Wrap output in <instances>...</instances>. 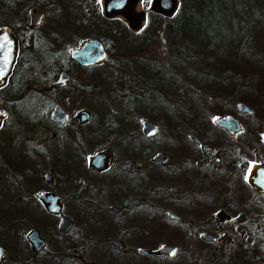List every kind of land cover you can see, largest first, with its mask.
<instances>
[{"label":"flooded vegetation","instance_id":"af4514ba","mask_svg":"<svg viewBox=\"0 0 264 264\" xmlns=\"http://www.w3.org/2000/svg\"><path fill=\"white\" fill-rule=\"evenodd\" d=\"M152 2L136 0L134 12L143 15L132 27L123 14H106L105 0H4L0 27L13 30L17 50L0 90L12 81L19 55L32 45L54 55L59 53L55 42L48 41L55 40L71 63L38 84L27 99L29 120L12 122L7 102L0 101L7 109L0 130L7 126L17 134L0 155L6 179L0 186V264H172L181 252L180 261L187 263L222 255L232 262L229 247L262 248L264 87L239 86L225 97L232 101L226 113L209 112L185 128V117H199L183 113L178 87L182 66L192 70L194 64L163 46L168 35H182L174 30L182 17L163 15ZM52 10L56 18L50 22L62 20L64 32L53 25L41 30ZM93 38L103 44L105 59L79 65L71 51ZM68 39L74 41L70 47ZM156 45L163 51L152 52ZM72 65L96 71L101 79L76 80ZM64 71L68 81L55 86ZM103 75L109 79L102 81ZM65 92L69 96L54 98ZM252 95L263 100L256 116L255 106L242 99ZM87 98L95 99V108L91 102L82 106ZM58 106L67 114L63 126L51 118ZM82 110L89 111L83 122ZM227 117L233 120L226 126L217 123ZM145 120L156 125L153 134L145 132ZM16 124L31 137L19 134ZM12 183L14 193L7 188ZM162 247H174L175 254L154 253ZM242 262L262 264L260 256Z\"/></svg>","mask_w":264,"mask_h":264},{"label":"trees","instance_id":"16d2710c","mask_svg":"<svg viewBox=\"0 0 264 264\" xmlns=\"http://www.w3.org/2000/svg\"><path fill=\"white\" fill-rule=\"evenodd\" d=\"M214 2H218L222 5L224 10L227 11V9H229L231 11L233 31H237L239 28L240 31H242L241 34L245 33V36L241 43H239L235 40L234 36H232V39L222 38V33L214 35L209 28H203L202 31L210 36L208 42H199L195 47L193 43L190 44V41L188 42L187 40L190 53L186 63L194 64L195 62L194 70L197 64H204L199 65L202 69H196L200 71L198 73L197 85L200 86L204 81H208L210 86H208L209 89L206 90L211 89L213 91L214 88H216L229 92V95L224 96L225 98L236 94V90L240 87L248 88L249 86L246 84H249L251 74L254 72L257 75V79L260 81L258 86L253 88L256 89V87L259 86L264 87V0H180V5L173 15L182 17V21H186V24L196 22L198 19L204 17L211 18L213 14L211 12L209 13L210 5ZM244 3L247 5L245 10L243 8ZM178 26L179 28L177 27L174 30L178 32L179 35L182 34L181 36L185 38L191 35L189 34L190 31H183L180 25ZM226 34L227 33H225V35ZM233 34L235 35L236 33L234 32ZM48 42H55L54 50L59 53L53 55L50 54V51L45 47L32 45V47L19 55L18 64L13 70L11 80L20 79L21 83L13 85L11 81L7 87L0 90V101L7 102L6 104L9 106L11 116L19 112L18 108L23 107L22 113L24 117L29 120L32 110L27 99L34 97L35 92L33 91L37 90L38 84L42 86L44 84L41 82L47 80L45 78L46 76H43V69L48 70V67L51 65L50 68L53 73H55L62 70L65 64L70 65L71 61L66 57L64 53L65 50H59L56 47L55 40H50ZM219 46H221V53L214 54L213 50ZM227 50H229L230 53L226 52ZM220 54L221 57H219ZM226 55L229 56V60L226 59L222 67L217 66L210 70L211 62L215 60L218 61L220 58L223 59ZM20 70L21 75H19ZM206 74L207 77L205 76ZM244 84L246 85L245 87ZM10 101L12 103H10ZM193 104H195L194 106L196 109L190 112H194V114H197L196 117L199 118L191 120L196 123L202 119L203 115L206 116L210 110L211 112L216 110L218 112L219 110L224 112L227 111V107L232 104V101H229V99H220L217 96V99L211 104V107L210 102H208L205 110L202 108L201 102L194 100ZM186 113H189V111ZM188 117L191 116L185 118Z\"/></svg>","mask_w":264,"mask_h":264},{"label":"rangeland","instance_id":"374dc122","mask_svg":"<svg viewBox=\"0 0 264 264\" xmlns=\"http://www.w3.org/2000/svg\"><path fill=\"white\" fill-rule=\"evenodd\" d=\"M247 3V2H246ZM246 3L243 4V8L244 10L246 9ZM4 0H0V17H2L1 15V10H2V7L4 6ZM259 7L261 8V6L259 5ZM212 13L213 14V17H204V18H200L198 19V21L196 22H192L190 24H186V21H183V23L180 24V27L183 31H190L188 38H185V37H182V36H179V37H175V35H168L167 37H165V43L163 44L164 46V50H166L167 53H173L175 50L176 52H180V54L182 53V58L184 59H187L188 58V54L190 53V51L188 50V46H187V43L190 41V44H194V46L196 47L199 42L200 43H206L208 42V39H210V36L206 35L204 33V31H202L203 28H209L210 31H212L214 33V35L216 34H221V37L222 38H227V39H232V36L235 37V40L239 43H241L242 39L244 38L245 36V33L244 34H241L242 31H240V29L238 28L237 31H233V22H232V14H231V11L229 9L224 10L223 6L220 5L218 2H214L210 5V11L209 13ZM245 13V11H244ZM52 16H51V19L48 20V22H45L43 24V27H42V31H48V29H46L47 27H51L52 25L55 27L57 26V29L60 28V30L62 32H64V27L67 28V24L64 23L62 20H54V22H50V20L56 18L55 17V12L52 10ZM49 27V28H50ZM168 31V30H167ZM192 31V32H191ZM236 33L235 35L233 33ZM225 33H227L225 35ZM233 34V35H232ZM64 35V33H62V36ZM229 35V36H228ZM66 37V35H64ZM188 40V42H187ZM68 41V46L70 47L74 41H71V40H67ZM238 43V44H239ZM220 47H217L216 49L213 50V53L214 54H219L221 53V50H220ZM150 50L152 52H160V51H163L162 47H158L157 45L154 47H150ZM223 50V49H222ZM194 52V51H193ZM193 52H191L192 54H194ZM226 52L230 53L229 50H227ZM155 56V55H153ZM219 57H221V54L219 55ZM116 57H111V59H115ZM128 58V57H126ZM229 56L226 55L225 57H223V59H219L218 61L215 60L213 62H211V65H210V70L212 68H215V67H222L223 64H224V61L228 59ZM130 62H135L133 57L131 58H128ZM199 60V58H198ZM124 63V61L122 62ZM195 64V62H194ZM203 64V63H202ZM202 64H197L196 66V69L200 70L202 69V67H200L199 65H202ZM221 64V65H219ZM204 65V64H203ZM73 67V78L76 79V80H82V81H86V82H89L90 84H94L95 80H100L101 76L100 74H97L96 71H82V70H78L74 65H72ZM182 78L180 79V83H179V87L178 89L181 90V99H182V111L183 113H186L189 111V113H194V112H190V111H194L196 108H195V104H193V101L194 100H197L199 102H201V105H202V108L205 110L208 102H210V107H211V104L217 99V96L218 98L220 99H224V96L226 95H229L228 93L229 92H226V91H222L221 89H216L214 88V90L212 91L211 89L210 90H206V89H209L208 86H210V84L208 83V81H204L200 86L197 85L198 83V73L200 71H197L196 69L194 70H189V71H186L188 69L184 68L182 66ZM43 76H46L45 78L46 79H49L52 74H53V71L51 70V68H48V70L46 69H43ZM120 73H124V72H120ZM188 73V74H186ZM197 73V74H196ZM109 74H113V73H110ZM147 75H149V73H146ZM211 74V72H210ZM21 75V70H20V74ZM207 77V74L205 75ZM205 77V78H206ZM159 81H161V79L159 77H156ZM106 79H109V77L107 75H103L102 76V81L103 80H106ZM211 79V78H210ZM259 79H257V75L256 73H252L251 74V80L249 82V84H246L248 86H251V87H255V86H258L259 84ZM164 85V83H163ZM171 85L170 82H168V85L167 87H169ZM202 86V87H201ZM202 88H205V89H202ZM54 95V98H57V99H60L62 96H69V93H60L59 96L58 95ZM246 103H248L250 106H255L254 107V116H256V107L258 106V104L263 101L261 99H257L256 100V97H254V95H252V97H245V98H242ZM82 106L84 107H87L86 104L89 103L90 105V102L93 104L94 108L96 107V102H95V99H83L82 100ZM86 102V103H85ZM19 109V112L16 113V114H13V119H12V122H15L17 121L16 118H20V119H24V114L22 113L23 111V107L21 108H18ZM208 110V109H207ZM211 112V110H210ZM227 111H222V110H219V112L216 110V111H212L211 113H213L215 116L217 115H223L224 113H226ZM196 113V112H195ZM205 114V113H203ZM206 116H202V118H205ZM243 120L245 122H248L244 117H243ZM10 121H8V124H9ZM19 123V122H18ZM191 123H194L193 120H189V119H183V125L184 127L186 128L189 124ZM5 129H1L0 130V155L3 154V150L4 149H7V148H10L13 143L16 141V138L17 137V134L16 132H14V134L10 131L7 130V126L4 127ZM14 128L17 129V132L19 134H24L26 135L25 137L26 138H30L31 137V134L29 132H26V131H22L20 129V126H18L17 124L14 126ZM18 148L19 149H22V144L21 142H18L17 144ZM3 174H4V171L3 170H0V186H4L3 184L5 183L6 179L4 180V177H3ZM5 177H7L6 175H4ZM9 187V191H10V188H12V192L14 193V188H15V184L12 183L11 185L7 186V188ZM12 193V195H13ZM14 198V196H12ZM15 201V199H14ZM261 235H262V239H263V244H262V248L260 249L259 246H255L253 245V247H244V246H235V247H229L227 248V252H229V255L232 256L234 258V261L232 262H226V261H223L222 260V256L218 257V256H214V257H210V256H205L203 259H199L197 261V263H187V262H183V261H180L181 258L185 257L184 253L181 252V254L179 255V260L178 262L176 263H172V264H243L242 260L244 259V257H248V256H253V257H256V256H260L261 257V260H262V264H264V229L262 230L261 232ZM260 250H261V253H260ZM170 264V263H169ZM261 264V263H260Z\"/></svg>","mask_w":264,"mask_h":264},{"label":"water","instance_id":"95a60500","mask_svg":"<svg viewBox=\"0 0 264 264\" xmlns=\"http://www.w3.org/2000/svg\"><path fill=\"white\" fill-rule=\"evenodd\" d=\"M136 0H105L104 9L105 13L110 15L113 13H121L126 18H128L129 24L132 27H136L138 24L135 25L137 21V17L143 15L142 13L134 12L133 5L135 4ZM152 9L160 12L163 15L171 16L177 9V0H153L152 2ZM0 68L3 69V75L0 76V86H2L7 77L11 74L12 66L15 61L16 57V38L14 37L13 30L8 25H3L0 27ZM5 57H7V63L5 64ZM72 59L78 63L79 65L86 66V65H93L100 63L106 57V50L104 49L103 44L100 40L93 38L81 45L79 48H75L71 51ZM69 73L67 71L61 72L56 81L55 86H64L68 81ZM240 109L250 112L251 109L246 104H241ZM7 116V109L0 105V125L2 120ZM80 120L86 121L89 118V111L82 110L78 114ZM51 118L57 122L59 126H63L67 122V114L58 106L55 110L52 111ZM232 117H227L225 119H218L217 123L222 124L224 126L227 125L229 121H232ZM156 125L149 120L144 121V129L147 134H153L155 132L154 128ZM254 186H258L257 183H252ZM264 190V182H261ZM48 198L51 201L55 202L57 197L52 196L51 194L48 195ZM44 201L47 203V198L44 197ZM63 223L68 224V219H64ZM176 249L174 247H162L155 251L154 253L159 254H169L173 255ZM147 253L151 251L147 250Z\"/></svg>","mask_w":264,"mask_h":264},{"label":"snow or ice","instance_id":"6c2138e0","mask_svg":"<svg viewBox=\"0 0 264 264\" xmlns=\"http://www.w3.org/2000/svg\"><path fill=\"white\" fill-rule=\"evenodd\" d=\"M0 47H3V45H0ZM8 61H7V57H5V64L7 63ZM3 75V69L2 68H0V76H2ZM0 254H2V250H0ZM173 255L175 254L174 252L172 253Z\"/></svg>","mask_w":264,"mask_h":264}]
</instances>
